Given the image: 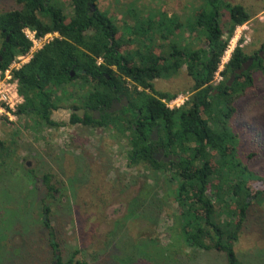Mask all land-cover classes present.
I'll list each match as a JSON object with an SVG mask.
<instances>
[{"label":"trees","instance_id":"16d2710c","mask_svg":"<svg viewBox=\"0 0 264 264\" xmlns=\"http://www.w3.org/2000/svg\"><path fill=\"white\" fill-rule=\"evenodd\" d=\"M14 2L18 7L0 12V40L5 47L0 49V68L29 50L31 42L22 31L24 27L37 35L58 33L14 71L23 96L16 110L19 129L37 139L45 127L61 125L51 118L53 109L68 106L84 110L82 117L73 113L69 124L104 128L111 137H121L126 143L127 166L166 172L175 184L171 200L175 223L188 246L224 252L228 264H242L233 245L249 205L264 196V178L239 161L229 119L235 110L234 100L253 84V73L259 70L264 74V57L259 54L264 52V42L252 53L235 46L222 71L223 79L215 85L211 80L235 28L249 21L247 9L240 4L223 5L227 10L223 27L222 0H203L205 4L186 19L179 15L170 19L162 11L158 21L149 19L139 26L123 23L121 30L108 12L98 8V0H66L69 10L52 0ZM191 35L203 40L205 46L193 47L185 38ZM250 58L249 68L227 86L229 75ZM182 67L193 81L190 95L182 106L170 109L162 99L170 100L177 92L155 89L154 80L172 77ZM119 93L126 97L127 106L106 112ZM93 110L99 112V118ZM153 126H157L164 151L177 154L176 160L158 161L145 150L142 137H147ZM17 146L14 138L0 140V165ZM52 177L44 172L40 179L48 191L46 197L57 200L62 189ZM145 186L149 189L145 188L142 199L137 195L132 203L156 205L153 189ZM43 204L42 223L54 264H89L75 258L78 250L62 259L48 218L50 208Z\"/></svg>","mask_w":264,"mask_h":264},{"label":"rangeland","instance_id":"374dc122","mask_svg":"<svg viewBox=\"0 0 264 264\" xmlns=\"http://www.w3.org/2000/svg\"><path fill=\"white\" fill-rule=\"evenodd\" d=\"M52 1L69 10L66 0ZM221 3L223 27L227 16L223 5L240 4L247 9V28L233 35L241 30L240 41L247 40L241 42L243 50H257L264 42V0ZM202 4L203 0H98L97 6L121 27L158 21L162 11L167 18L186 19ZM16 7L14 0H0V12ZM185 38L193 47L205 46L194 35ZM253 77V84L233 102L229 127L236 134L239 161L264 178V74L257 70ZM192 82L182 67L172 77L155 79L154 87L189 96ZM4 120L0 119V140L14 138L18 146L0 165V264H50L47 229L42 223L45 188L40 179L47 170L62 189L50 203L48 217L63 260L78 250L75 258L89 264H228L224 252L185 243L173 214L175 184L162 169L127 166L126 143L121 137L76 123L45 127L36 139L19 129L18 118L11 123ZM28 168L36 175L37 185L26 174ZM146 184L153 189L156 205L136 206L132 199ZM233 248L242 264H264L263 195L249 205Z\"/></svg>","mask_w":264,"mask_h":264},{"label":"built area","instance_id":"2783aa9c","mask_svg":"<svg viewBox=\"0 0 264 264\" xmlns=\"http://www.w3.org/2000/svg\"><path fill=\"white\" fill-rule=\"evenodd\" d=\"M240 28H247V26L244 23L238 25L234 32ZM22 31L25 34V37L31 42L29 50L24 54L18 55L6 68H0V118L7 117L9 120L16 117L15 111L23 102V96L19 93L18 79L14 77V71L18 70L26 62H28L32 55L41 49L44 44L58 36V33L56 32L37 35L35 30L28 27L23 28ZM242 34L243 33L240 30L239 33H235L229 39L211 80L213 85L219 83L223 79L222 71L228 63L235 46H242V43L247 42L245 35L244 40L240 41ZM187 98L188 95L178 94L170 100L162 99V101L168 108L171 109L182 106Z\"/></svg>","mask_w":264,"mask_h":264},{"label":"flooded vegetation","instance_id":"af4514ba","mask_svg":"<svg viewBox=\"0 0 264 264\" xmlns=\"http://www.w3.org/2000/svg\"><path fill=\"white\" fill-rule=\"evenodd\" d=\"M6 41H8V37L6 38ZM0 49H2V50H5V47L3 46V42H1L0 43ZM2 58V56H1V53H0V59ZM126 97L124 96V95H122L121 93H119L118 95H117V97L116 98H112L111 99V101H110V103H109V107H116V103L118 102L120 105H121V108L122 107H125V106H127V103L128 102H126V104L124 103V99H125ZM68 107V106H67ZM67 107H65V108H67ZM109 107H107V108H109ZM59 108V107H58ZM107 108H105V110L107 109ZM121 108H119V109H121ZM57 108H55V109H53V110H56ZM54 112V111H53ZM104 112V111H103ZM83 114H84V110H83ZM51 115H52V111H51ZM53 116L55 117V121H57V123H60L61 125V127L62 126H64L65 124H69L70 123V119H71V116H72V114H71V116H70V119H69V121L68 122H64V121H62L61 120V117H59V116H57V115H55V114H53ZM83 116V115H82ZM81 116V117H82ZM64 123V124H63ZM72 125V124H71ZM82 125V124H81ZM82 126H84V125H82ZM84 127H87V128H91V129H94V127H90V126H84ZM133 127V129H135L136 130V126H132ZM142 139H143V141H144V146L147 148V149H145L150 155H152V156H154L155 157V159L156 160H162V161H164V162H168V161H171V160H176L177 159V157H178V155L177 154H175V153H171V152H165L164 151V149L162 148V146H161V144H160V140H159V137H158V135H157V126H153V127H151V129H150V131H149V133H148V136L147 137H142ZM125 147H127L126 145H125ZM144 150V151H145ZM166 156H169L170 157V159L169 160H165L164 158L166 157ZM158 158V159H157ZM24 165L25 166H28V165H30V161L28 160V159H26V161L24 162ZM137 167H139V166H137ZM143 168V167H142ZM144 169V168H143ZM146 170V169H145ZM148 170H150V169H148ZM27 173L26 174H28L29 176L28 177H33V179L35 180V182H36V185H37V180H36V175H32V169L31 168H28V170L26 171ZM46 172H49V173H51L52 175H53V173L50 171V170H47ZM43 174V173H42ZM41 174V175H42ZM40 175V176H41ZM42 181V180H41ZM40 181V182H41ZM52 181L55 183V182H59V181H56L55 179H54V175H53V177H52ZM60 182H62V180H60ZM42 184H43V186H44V188H45V198L43 199L44 200V202H45V204L48 206V207H50L49 205H50V203H52L54 200H53V198H47L46 197V193L48 192L47 191V189H46V187H45V185H44V183L42 182ZM145 188H148L147 186H145L144 185V187H142V188H140L139 189V191H138V196H141V199H142V195L147 191ZM149 189V188H148ZM43 200L41 201L42 203H44L43 202ZM44 205V204H43ZM49 211H50V209H49ZM43 216V219H44V215H42ZM49 218V217H48ZM48 246H49V252H50V260H51V262H50V264H54V261H53V255H52V248H51V246H50V244H49V242H48Z\"/></svg>","mask_w":264,"mask_h":264},{"label":"water","instance_id":"95a60500","mask_svg":"<svg viewBox=\"0 0 264 264\" xmlns=\"http://www.w3.org/2000/svg\"><path fill=\"white\" fill-rule=\"evenodd\" d=\"M262 52L263 51H260L259 54L261 55ZM252 62H253V59L250 58L247 61H245L241 65V67L235 69L229 75V78H228V81H227V86H230L232 84V82L234 81L236 75H240L244 70L249 68V66L252 64ZM71 75H73V72H71ZM124 100H125L124 103L126 104L127 99L125 98ZM119 108H121V105L117 102L116 103V107H109V108L106 109V112H112V111L118 110ZM53 111H52L51 118L56 120L55 117L53 116V114H55V115L61 117V120L64 121V122H68L69 119H70L71 114H73V113H76L79 117H81L83 115V110L82 109H74V108H71V107H67V108L59 107V108H57L56 110H53ZM93 114H94V117H96V118L100 117L99 112L96 111V110H93ZM164 159L167 161V160L170 159V157L166 156Z\"/></svg>","mask_w":264,"mask_h":264},{"label":"bare ground","instance_id":"6f19581e","mask_svg":"<svg viewBox=\"0 0 264 264\" xmlns=\"http://www.w3.org/2000/svg\"><path fill=\"white\" fill-rule=\"evenodd\" d=\"M24 28H25V27H24ZM28 28H29V27H28ZM48 33H53V32H48ZM30 46H31V45H30ZM36 52H37V51H36ZM20 54H23V53H20ZM20 54H18V55H20ZM18 55H16V57H17ZM33 55H34V54H33ZM33 55H32V56H33ZM16 57H15V58H16ZM15 58H14V59H15ZM31 58H32V57H31ZM31 58H30V59H31ZM14 59H13V60H14ZM13 60H12V61H13ZM12 61H11V62H12ZM11 62H10V63H11ZM10 63H9V64H10ZM26 63H27V62H26ZM26 63H25V64H26ZM9 64H8V65H9ZM8 65H7V66H8ZM21 67H22V66H21ZM21 67H20V68H21ZM5 68H6V67H5ZM1 69H4V68H1ZM15 114H16V111H15ZM5 118H6L8 121H14V120L17 119V114H16V117H15L14 119H12V120H9L7 117H3V118H0V119H5Z\"/></svg>","mask_w":264,"mask_h":264}]
</instances>
